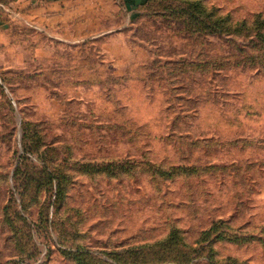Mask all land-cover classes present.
Instances as JSON below:
<instances>
[{
  "label": "rangeland",
  "instance_id": "rangeland-1",
  "mask_svg": "<svg viewBox=\"0 0 264 264\" xmlns=\"http://www.w3.org/2000/svg\"><path fill=\"white\" fill-rule=\"evenodd\" d=\"M263 19L0 0V264H264Z\"/></svg>",
  "mask_w": 264,
  "mask_h": 264
},
{
  "label": "trees",
  "instance_id": "trees-1",
  "mask_svg": "<svg viewBox=\"0 0 264 264\" xmlns=\"http://www.w3.org/2000/svg\"><path fill=\"white\" fill-rule=\"evenodd\" d=\"M195 6L196 5L193 4L192 7H190V9H185V11H187V14L190 15L191 17H196L197 16V17H199L201 19L202 18H204V19H208V18L214 19V21L211 22V23H208V22H205V21L204 22H205L206 25L209 26L208 28H211L212 32H216L217 36H219V37L223 36L224 29L227 30L223 26L224 23L228 24L229 27L231 26V23H232V26H236V27L237 26L242 27L243 25L246 24V22L244 20L233 21V19L231 18V15H229V14H226L225 16H223L221 8L216 7V6L211 7V9L207 12V17H202L200 14L194 12V7ZM191 9H193V10H191ZM260 17H261L260 14H256L255 16H253L252 17V24L256 23V21H258V18H260ZM141 165H143L145 167H148L149 168L148 170L151 172V175L153 177L163 178V180L172 179L173 174H174V170H175L173 167H171L169 170H165L164 171L160 167L151 165V164H149L147 162H142ZM178 170L182 171V170H185V169L179 167ZM177 231L178 230H176V229H172L171 230L172 235L174 236Z\"/></svg>",
  "mask_w": 264,
  "mask_h": 264
},
{
  "label": "bare ground",
  "instance_id": "bare-ground-1",
  "mask_svg": "<svg viewBox=\"0 0 264 264\" xmlns=\"http://www.w3.org/2000/svg\"><path fill=\"white\" fill-rule=\"evenodd\" d=\"M79 138V137H78Z\"/></svg>",
  "mask_w": 264,
  "mask_h": 264
}]
</instances>
